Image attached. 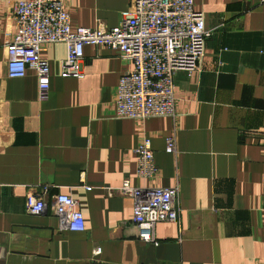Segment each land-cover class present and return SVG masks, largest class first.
<instances>
[{
	"label": "crops",
	"instance_id": "0c3cea01",
	"mask_svg": "<svg viewBox=\"0 0 264 264\" xmlns=\"http://www.w3.org/2000/svg\"><path fill=\"white\" fill-rule=\"evenodd\" d=\"M19 1L0 0V264H264V3L192 0L209 36L197 70L173 76L175 116L134 121L112 110L131 65L104 47L83 46L82 78L71 79L59 75L64 46L44 45L43 100L32 71L6 77ZM59 1L71 29L113 28L130 3ZM143 138L157 170L150 180L135 176ZM123 180L177 188V221L156 224L154 244L137 240L130 199L111 194ZM41 187L46 201H77L83 231L59 230L48 208L25 212L26 193Z\"/></svg>",
	"mask_w": 264,
	"mask_h": 264
},
{
	"label": "built area",
	"instance_id": "2783aa9c",
	"mask_svg": "<svg viewBox=\"0 0 264 264\" xmlns=\"http://www.w3.org/2000/svg\"><path fill=\"white\" fill-rule=\"evenodd\" d=\"M261 4L264 0H259ZM15 26L12 39L4 46L6 77L22 78L32 71L36 79L37 97L43 100L48 89V65L41 59V48L47 44L64 46L60 77L82 78L80 65L83 46H101L131 65L117 81L113 98V117L142 121L148 118H174L173 76L197 70L203 56L204 42L209 36L202 13L195 12L192 0H130L129 10L113 28L97 24L95 28H74L59 0H26L12 6ZM175 151L174 136L164 139V152ZM135 176L152 179L157 170L146 138L136 145ZM90 188H84L89 191ZM46 188L29 191L24 210L38 215L48 208L56 218L59 230L83 231V219L77 201L57 194L44 199ZM113 194L131 201V223L137 240L154 244L155 225L177 221V188L132 187L126 180ZM93 255L99 254L95 248Z\"/></svg>",
	"mask_w": 264,
	"mask_h": 264
}]
</instances>
